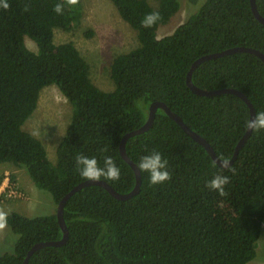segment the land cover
<instances>
[{"label":"trees","instance_id":"16d2710c","mask_svg":"<svg viewBox=\"0 0 264 264\" xmlns=\"http://www.w3.org/2000/svg\"><path fill=\"white\" fill-rule=\"evenodd\" d=\"M110 1L137 31L139 45L115 57V88L106 91L94 83L90 64L73 42L55 41L56 29L71 30L81 20V0L74 6L65 0H0V163L24 167L55 206L41 215L7 213L15 241L11 251L0 254V264H23L34 244L63 237L58 203L87 180L79 174L78 154L95 157L100 167L110 156L121 175L106 181L121 193L134 188L136 175L120 153V142L147 121L154 101L167 103L222 159L232 157L248 128L251 114L243 98L234 93L199 95L188 86L187 74L206 54L239 46L264 53V23L250 0H205L162 37L160 26L179 11L182 0H159L158 7L149 0ZM256 1L264 15V0ZM57 3L64 4L60 14L54 11ZM153 12L160 19L144 27L142 21ZM26 37L36 42L37 51L27 46ZM192 79L203 89L237 88L257 114L264 112V61L254 53L206 60ZM50 85L73 107L55 162L43 141L25 128L42 90ZM126 148L137 164L144 155L160 152L171 179L150 185L148 173L141 171L140 191L124 200L99 185L83 187L64 209L66 243L37 250L29 264H247L261 256L264 130H253L226 168L159 108L154 124L129 138ZM217 174L230 178L225 196L206 186Z\"/></svg>","mask_w":264,"mask_h":264},{"label":"rangeland","instance_id":"374dc122","mask_svg":"<svg viewBox=\"0 0 264 264\" xmlns=\"http://www.w3.org/2000/svg\"><path fill=\"white\" fill-rule=\"evenodd\" d=\"M83 16L71 30L56 29V43L73 42L91 67V77L96 85L112 91L115 84L111 77V65L116 56L139 45L137 31L119 14L110 0H81ZM158 7L159 0H149ZM205 0H182L179 11L159 28V36L171 34ZM27 46L37 51V44L26 37ZM73 107L56 85L45 87L37 109L25 124V128L38 136L45 144L49 158L57 160V146L71 122ZM47 193V192H45ZM52 201L38 190L24 167L14 162L0 163V210L23 215H41L54 211ZM15 235L9 226L0 229V254L11 251ZM261 256L248 264H264V226L259 240Z\"/></svg>","mask_w":264,"mask_h":264},{"label":"water","instance_id":"95a60500","mask_svg":"<svg viewBox=\"0 0 264 264\" xmlns=\"http://www.w3.org/2000/svg\"><path fill=\"white\" fill-rule=\"evenodd\" d=\"M250 1H251L253 13L262 23H264V15H262L260 13L258 6H257V1L256 0H250ZM239 51H246V52L254 53V54L258 55L264 61V53L261 50H259L257 48H253V47L239 46V47L228 48V49L220 51V52H214V53L206 54V55H203L200 58L196 59L193 62L192 66H191V68L187 74V84L191 88L192 91H194L195 93H197L199 95L214 96V95H218L221 93L237 94L238 96L243 98L247 102V104L249 105L250 114H251L250 119H252V118H255V116L257 115L256 108L253 105V103L251 102V100L249 99V97L243 91H241L237 88H231V87H225V88H219V89H213V90L203 89V88L196 86L193 82V79H192L193 72L202 62L209 60V59H212V58L222 57V56L232 54L235 52H239ZM159 108L163 109L190 136H192L195 140L200 142L207 149V151L209 152L211 157L220 166H222V161L225 159H222L218 156L214 147L211 145V143L204 136H202L200 133L194 131L184 121V119L179 114H177L176 112H174L170 108V106L167 103H165L164 101H154L149 107V115H148L147 121L141 127L126 133L120 142V153H121L122 157L131 165V167L133 168L135 175H136V183H135L134 188L129 192L121 193V192H118L112 185H110L106 180H103V179H101L99 181L85 180V181L79 183L78 185H76L72 190H70L66 195L63 196V198L60 200V202L58 203V206H57V217H58V221L60 223V226L63 230V237L59 240L41 241V242L34 244L32 246V248L27 252V255L25 257L23 264H29V260L32 257V255L37 250H39L43 247H46V246H62L64 243H66V241L69 238V230H68L65 218H64V209H65L66 203L68 202L70 197L72 195H74L78 190L82 189L83 187L89 186V185H99V186L106 188L116 198L122 199V200L131 198L132 196H134L135 194H137L140 191L141 184H142L141 170L138 168V166H137L138 164L134 160H132L127 153V148H126L127 141L132 136L139 135L141 133L146 132L154 124V121H155L156 115H157V111ZM252 131H253L252 129L247 128V130L244 133V135L242 136V138L238 141L232 157L230 159H227L229 161V166L232 165L235 162V160L237 159L240 149L244 146V144L246 143V141L250 137Z\"/></svg>","mask_w":264,"mask_h":264},{"label":"clouds","instance_id":"9594fccd","mask_svg":"<svg viewBox=\"0 0 264 264\" xmlns=\"http://www.w3.org/2000/svg\"><path fill=\"white\" fill-rule=\"evenodd\" d=\"M65 3L74 6L79 3V0H65ZM3 7L7 9L8 4L4 3ZM63 8L64 4L57 3L54 6V11L60 14L63 12ZM159 19V13H149L142 21V24L144 27H151ZM246 126L252 130H264V112H260L255 118L249 119L246 122ZM75 162L79 174L87 180L99 181L101 178H104L105 180L117 181L120 179L121 170L110 156L104 158V167L99 166L95 157H89L84 154H78L75 158ZM137 166L142 172L148 173L150 185L163 184L171 179V174L167 170L168 162L162 157L160 152L153 151L148 155H144L141 157ZM222 166L229 167V161L227 159L223 160ZM230 170L234 171V169ZM229 182L230 178L228 176L217 174L208 181L206 186L209 190L217 192L220 196H225L227 195L225 186L228 185ZM6 218L7 213L0 210V229L6 226Z\"/></svg>","mask_w":264,"mask_h":264},{"label":"crops","instance_id":"0c3cea01","mask_svg":"<svg viewBox=\"0 0 264 264\" xmlns=\"http://www.w3.org/2000/svg\"><path fill=\"white\" fill-rule=\"evenodd\" d=\"M248 264V263H247Z\"/></svg>","mask_w":264,"mask_h":264}]
</instances>
